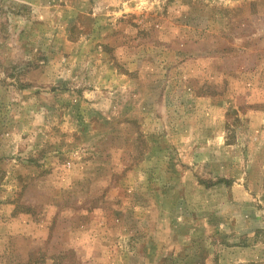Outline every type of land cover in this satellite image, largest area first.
Wrapping results in <instances>:
<instances>
[{
  "label": "rangeland",
  "instance_id": "374dc122",
  "mask_svg": "<svg viewBox=\"0 0 264 264\" xmlns=\"http://www.w3.org/2000/svg\"><path fill=\"white\" fill-rule=\"evenodd\" d=\"M0 264H264V0H0Z\"/></svg>",
  "mask_w": 264,
  "mask_h": 264
}]
</instances>
